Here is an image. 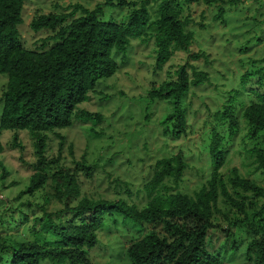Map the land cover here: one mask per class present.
I'll return each mask as SVG.
<instances>
[{
	"label": "trees",
	"instance_id": "16d2710c",
	"mask_svg": "<svg viewBox=\"0 0 264 264\" xmlns=\"http://www.w3.org/2000/svg\"><path fill=\"white\" fill-rule=\"evenodd\" d=\"M201 1L217 4L220 18L222 5L242 0ZM24 2L0 0V76L6 77L0 133L10 132L6 149H18V161L30 170L24 194L36 198L42 191L37 206L42 213L30 225L10 222L15 229L22 223L21 232L0 234V264H93L90 249L105 220L114 215L144 227L126 248L130 264H222L238 248V233L239 243L245 244L241 253L246 264H264V185L242 176L236 167L223 176L227 152L215 129L208 141L206 184L192 194L178 190L187 163L180 153L163 156L150 165L141 206L121 197L81 196L80 172L90 178L94 168L84 159L71 167L62 155L64 130L78 121L98 120L97 113L77 106L97 94L101 79L116 73V56L124 57L133 40L142 44L153 40L158 70L177 52L190 57L166 70L165 79L146 94L148 101L165 104L162 133L174 139L186 133L188 92L209 77L191 63L203 53H191L194 35L186 28L188 17L181 14L182 7L172 0H106L92 9L80 3L57 7L30 20L33 31L50 33L30 49L18 32ZM110 5L127 7L125 19L103 20V7ZM234 100L231 96L215 114L227 124L231 137L238 126ZM242 116L246 137L254 143L246 153L264 176V93L243 105ZM56 138L60 147L56 155H49L48 142ZM4 151L0 143V155ZM27 151L29 162L24 159ZM0 167L1 181L7 172L2 163Z\"/></svg>",
	"mask_w": 264,
	"mask_h": 264
},
{
	"label": "rangeland",
	"instance_id": "374dc122",
	"mask_svg": "<svg viewBox=\"0 0 264 264\" xmlns=\"http://www.w3.org/2000/svg\"><path fill=\"white\" fill-rule=\"evenodd\" d=\"M105 1L25 0L23 21L18 26L23 46L36 48L50 34L48 30L33 31L30 28L29 22L35 15L75 3L92 9ZM172 1L182 7L181 14L188 17L186 28L194 35L191 53H203L191 63L209 77L208 81L191 87L188 92L186 133L178 139L162 133L165 104L163 101H148L146 94L149 87H157L165 79L166 70L183 64L186 59L191 60L190 57L187 53L177 52L162 70H158L155 68L153 40L146 44L133 40L124 57L116 56V73L101 79L97 94L77 106L97 113L98 120L95 123L78 121L71 128L62 130L66 139L61 150L66 164L74 167L75 161L84 159L94 168L90 178L84 175V171L80 172L81 196L121 197L141 206L145 203L143 183L148 178L150 165L155 159L178 153L187 163L178 190L192 194L209 178L208 141L213 129L222 137L227 152L220 170L223 176L236 167L242 176L264 185L262 172L256 170L252 157L246 153L254 143L246 137V123L242 116L243 105L264 93V0H242L233 6L222 5L224 12L220 18L216 17L217 4H205L201 0ZM127 12V7L110 5L103 7L101 18L121 22ZM5 81L6 77L0 76V97ZM231 96L235 98L234 116L238 123L232 137L228 136L227 124L219 122L215 116ZM5 133H0V143L5 148L0 163L7 172L0 181V234L4 235L8 230L15 235L22 231L23 224L15 229L10 222L23 220L30 225L35 216L41 215L37 206L42 191L35 195L36 198L24 194L30 170L18 161L21 155L18 149H6L11 134ZM58 139L48 142L49 155H56L60 147ZM25 144L29 149L30 143ZM24 159L30 161L28 151ZM143 230L144 227L124 220L120 215L108 217L98 232L97 244L90 249L91 262L130 264L126 248L141 236ZM238 236L239 233L236 238L238 248L222 264H246L241 253L245 244L239 243L241 237Z\"/></svg>",
	"mask_w": 264,
	"mask_h": 264
}]
</instances>
